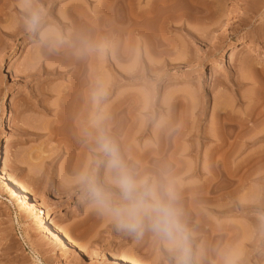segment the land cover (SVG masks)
Segmentation results:
<instances>
[{
	"label": "rangeland",
	"instance_id": "1",
	"mask_svg": "<svg viewBox=\"0 0 264 264\" xmlns=\"http://www.w3.org/2000/svg\"><path fill=\"white\" fill-rule=\"evenodd\" d=\"M127 3L0 0V264H182L149 215L121 227L92 195L128 204L104 141L192 218L187 264H264V0ZM56 211L77 252L52 234Z\"/></svg>",
	"mask_w": 264,
	"mask_h": 264
},
{
	"label": "clouds",
	"instance_id": "2",
	"mask_svg": "<svg viewBox=\"0 0 264 264\" xmlns=\"http://www.w3.org/2000/svg\"><path fill=\"white\" fill-rule=\"evenodd\" d=\"M102 148L111 156L110 163L117 171V183L122 198L128 204L125 207H111L108 198L98 190H93L92 195L115 214L121 227L138 229L142 226V216L149 215L152 218V228L180 254L182 264H187L188 237L176 210L170 203L155 197L154 188L148 178L137 180L123 166L110 142L104 141Z\"/></svg>",
	"mask_w": 264,
	"mask_h": 264
},
{
	"label": "bare ground",
	"instance_id": "3",
	"mask_svg": "<svg viewBox=\"0 0 264 264\" xmlns=\"http://www.w3.org/2000/svg\"><path fill=\"white\" fill-rule=\"evenodd\" d=\"M38 1V0H37ZM39 1H44V0H39ZM128 3L127 4H129V6H132V3L134 4V2L136 1V0H126ZM161 1V0H160ZM163 1V0H162ZM166 1H168V0H166ZM191 1H193V0H191ZM196 1V0H195ZM217 7V6H216ZM215 8V7H214ZM18 11V10H17ZM218 10H217V8H215L214 9V11H213V15L214 16H216V15H218L219 13L217 12ZM197 12H198V10H197ZM220 12V11H219ZM20 13H22V12H20ZM181 13V12H180ZM179 13V14H180ZM211 13V12H210ZM218 13V14H217ZM182 15L184 14V12L182 11V13H181ZM24 15V14H23ZM181 15V18L185 15H183L182 16ZM220 15V14H219ZM218 15V16H219ZM178 16H180V15H178ZM211 16H212V14H211ZM217 16V17H218ZM202 19V18H201ZM205 19H207V18H205ZM218 19V18H217ZM208 20V19H207ZM259 41H260V39H259V36H257V37H255L254 39H252L251 41H245L244 39H242V41H240L235 47H233L232 49H231V51L228 53V54H225V56L224 57H222V61H221V63H232V62H234L235 60H237L238 58H245V56H247V55H250V54H253L254 52H256L257 51V49H258V45H259ZM263 57V55H260V58H262ZM109 120V119H108ZM108 120H104L103 119V121H102V124H105L106 122H109ZM79 124H81V122H78ZM91 132H92V130H90ZM102 131V130H101ZM93 133H94V131H93ZM107 136H108V134H107ZM111 137V136H110ZM119 141V140H118ZM69 142V141H68ZM120 142H122V143H125V142H123V141H119V143ZM225 144V140H223V145ZM121 145V144H120ZM0 159H1V163L3 164V163H5V159H4V157H3V153H1V149H0ZM12 184L14 185V187L16 188V190L18 191V193H20V194H23L24 196H29L30 194H33L34 193V191H33V189L32 188H30V189H28L23 183H21V182H16V181H12ZM172 194V193H171ZM170 194V195H171ZM173 194H175V193H173ZM171 195V196H174V195ZM178 195H176V197L178 196L179 197V195L181 194V193H177ZM182 194H183V192H182ZM181 194V195H182ZM170 195H168V196H170ZM180 195V196H181ZM195 194H191V196H190V198L187 196V195H185V196H187L189 199H191L190 201H193V202H195L196 200H197V198L196 197H198L199 195H197L196 194V196H195V201L193 200L194 198L192 197V196H194ZM167 196V197H168ZM170 196V199L172 198ZM200 196H201V194H200ZM202 196H203V194H202ZM156 197V196H155ZM156 198H158V197H156ZM183 198V199H182ZM182 198H177V199H175V200H172L173 202L174 201H176V200H178V199H182V200H185L186 199V197L184 198V196L182 197ZM188 198H187V200H188ZM201 198L205 201V199H206V196L203 198V197H199V202H200V204H201V202H204L203 200L201 201ZM169 200V199H168ZM163 201H165V200H163ZM189 201V200H188ZM171 202V201H170ZM193 202H191L190 203V208H191V206H193L192 207V211H195L194 209H198V208H196L197 206H194L193 205ZM198 202V201H197ZM166 203H167V200H166ZM196 203V202H195ZM192 204V205H191ZM199 207V206H198ZM191 211V212H192ZM59 211H56V212H54L55 214H50V215H48V217H47V219H48V226L50 227V230H51V232H52V234L54 235V237L56 238V240L59 242V243H61V244H68V246H69V248H72L75 252H77L78 251V247H79V245H78V243H77V240L75 239V237L71 234V231L69 232V233H67L64 229H63V227L61 226V224L59 223V218H58V215H61L60 213H58ZM190 212V213H191ZM189 213V214H190ZM194 213V217H196L195 215H197L196 213H198V215L200 216V214H199V212L198 211H196V212H193ZM192 214V213H191ZM190 214V216H192L193 217V214L191 215ZM197 215V217L198 218H200L199 216ZM180 216V218H179V220L181 219H183V217H184V215H182V217H181V215H179ZM178 216V217H179ZM187 216H189V215H187ZM187 216H185L184 218H188ZM190 218V217H189ZM141 219H143V217L141 218ZM190 219H192V218H190ZM189 219V220H190ZM197 219V218H196ZM180 220V221H181ZM185 220V219H184ZM188 220V219H187ZM188 220V221H189ZM188 221H186L187 222V225L189 224V226H191L192 224L191 223H188ZM191 221V220H190ZM189 221V222H190ZM198 221V220H197ZM202 221V220H201ZM182 222V221H181ZM207 222V221H206ZM182 223H185V221H183ZM195 223V222H194ZM197 223V222H196ZM200 224H202L201 222H199ZM198 223V224H199ZM191 224V225H190ZM183 225V224H182ZM185 226V225H184ZM197 226V225H196ZM146 227V226H145ZM194 227H195V225H194ZM201 227V226H200ZM148 227H146V229H147ZM196 228V227H195ZM198 228V227H197ZM200 230H201V228H199ZM202 229H203V227H202ZM147 231V230H146ZM150 234V233H149ZM111 254H112V258L114 259V263H116V264H131V262H129L128 260H125L124 258H122V257H120L117 253H115V252H111ZM36 264H44L39 258L37 259V262H36Z\"/></svg>",
	"mask_w": 264,
	"mask_h": 264
}]
</instances>
